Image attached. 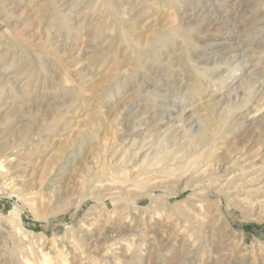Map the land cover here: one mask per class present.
Masks as SVG:
<instances>
[{
    "label": "rangeland",
    "instance_id": "374dc122",
    "mask_svg": "<svg viewBox=\"0 0 264 264\" xmlns=\"http://www.w3.org/2000/svg\"><path fill=\"white\" fill-rule=\"evenodd\" d=\"M0 264H264V0H0Z\"/></svg>",
    "mask_w": 264,
    "mask_h": 264
},
{
    "label": "bare ground",
    "instance_id": "6f19581e",
    "mask_svg": "<svg viewBox=\"0 0 264 264\" xmlns=\"http://www.w3.org/2000/svg\"><path fill=\"white\" fill-rule=\"evenodd\" d=\"M200 46H202V45H200ZM202 47H204V46H202ZM154 49H156V48H154ZM263 123V122H262ZM258 129V128H257ZM259 130V129H258ZM206 136V135H205Z\"/></svg>",
    "mask_w": 264,
    "mask_h": 264
}]
</instances>
